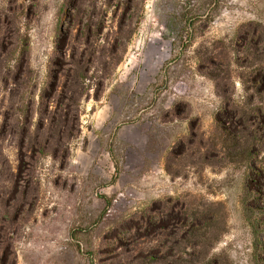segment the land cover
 I'll use <instances>...</instances> for the list:
<instances>
[{
	"label": "rangeland",
	"instance_id": "1",
	"mask_svg": "<svg viewBox=\"0 0 264 264\" xmlns=\"http://www.w3.org/2000/svg\"><path fill=\"white\" fill-rule=\"evenodd\" d=\"M0 19L9 260L264 264V213L243 204L264 167V0H0ZM81 24L107 47L92 59ZM71 58L90 68L66 81ZM227 109L245 116L231 150ZM53 112L64 136L32 153L28 136ZM20 153L31 157L22 172ZM172 208L199 212L204 236L172 242L159 223L135 235V218Z\"/></svg>",
	"mask_w": 264,
	"mask_h": 264
},
{
	"label": "trees",
	"instance_id": "2",
	"mask_svg": "<svg viewBox=\"0 0 264 264\" xmlns=\"http://www.w3.org/2000/svg\"><path fill=\"white\" fill-rule=\"evenodd\" d=\"M66 11V7H62L59 12H58V23L59 26L62 22L63 19V15L65 14ZM1 20V19H0ZM80 33L82 35H84L85 39H87V41L84 43V47L82 49V56H84V54L88 55V58L92 59L96 53L98 54V52L102 53L104 49H107L106 45L103 44H99L97 46H95V42L93 43H89V34L92 32L90 26H88V24H81L80 25ZM5 45H7V43H4L3 40H0V49L5 47ZM111 51V49H108V52ZM81 56V57H82ZM0 57H1V53H0ZM1 60V58H0ZM90 61L87 60L86 58H79L77 60H73V58H71L68 69H66L65 71V78L66 81H68V76H70V74L73 76L76 73H81V74H85L87 73V71L90 68ZM62 68V67H60ZM263 82H264V77H263ZM241 116H239V114L237 115V112L235 113V111L232 110H228L225 112V116L227 117L228 120V125H229V129H226L225 131V136L226 139L228 141L232 142V145H230V150L233 148H240V145L244 144V142L242 141V137L240 138L239 136H237L232 129H236V127L239 124V121L242 120V118H244V112H242V114L240 113ZM58 119H60V116L56 115L55 112H53L51 114V116L48 118H44L42 117L40 120V126L41 129H37V131L32 132L33 134H31L30 136H28V145L32 146V150L34 153V147H38L40 151H43L47 148H52V144L50 143V140L54 138V136L61 138L64 136V129L66 128L65 125H63V123L61 121H58ZM46 122V124L44 123ZM45 126V128L43 129L42 127ZM238 129L241 132V129L238 127ZM41 130V131H40ZM30 131L28 129V133L29 134ZM241 134V133H240ZM55 137V138H56ZM24 143V139L21 138V146ZM56 146V145H55ZM55 150V149H54ZM231 154H235V157L239 156L240 153L238 152L237 149H235V151H230ZM234 154L231 156L233 157ZM31 157H25V159L23 158V153H20V161L22 164V168H20V172H22V170H24L25 165H26V159L29 160ZM255 174L261 178L262 181H260L257 184L259 185V189L253 193H247V191L245 190V188L243 189V191L247 194V198L244 199V206L245 209L250 212V213H254L255 211L259 212H263L264 213V204H262L263 202V197H264V167L262 168H258L255 172ZM21 175L19 174L16 177V180L19 181L18 178H20ZM248 200L254 201L256 204H260L259 207L254 206L253 204H248ZM176 209V208H174ZM174 209H168L169 212L162 214L161 213V218L158 220H154L153 216L148 214V213H143L140 217L135 218V235L139 234V230L144 229V233L145 234H150L153 232V228H155V224L159 223L160 224V230H164L163 234H161L162 237H168L170 238V241L174 242L177 240H180L181 238H185L186 242H190L189 238H199L200 236H204L203 234H198L196 233L197 228L195 227L197 220L195 218L196 215L199 216V212H191L190 215H186L183 213V217H180L179 215H175L174 214ZM9 213V209L8 206L6 205V203L2 204L0 206V264H14V259L9 260L7 258L8 256V250L10 249V247L12 246V239L10 236V231H9V221H7V219L9 218L8 216ZM201 215V214H200ZM189 216L193 217L194 219H191ZM156 221V222H155ZM181 223V228L182 229V234L179 233L181 231L178 230L179 226L176 228V230H169V228H174L175 224H179ZM260 224V223H259ZM172 225V226H171ZM184 226V227H182ZM163 228V229H162ZM160 235V233H158ZM172 244V243H171ZM135 256V260H142L143 255H141L140 252L136 253ZM148 258L154 263L155 262V258L147 253ZM189 256L191 257H195L194 254H189ZM137 257V258H136ZM182 261H184L182 258L180 259ZM186 264H194L191 261H187L185 262ZM199 264H214L213 262H211L210 260H205L203 259V261Z\"/></svg>",
	"mask_w": 264,
	"mask_h": 264
}]
</instances>
